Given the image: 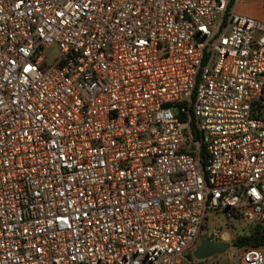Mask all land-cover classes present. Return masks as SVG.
<instances>
[{
	"label": "built area",
	"instance_id": "obj_1",
	"mask_svg": "<svg viewBox=\"0 0 264 264\" xmlns=\"http://www.w3.org/2000/svg\"><path fill=\"white\" fill-rule=\"evenodd\" d=\"M208 211L264 226V0H0V264H194Z\"/></svg>",
	"mask_w": 264,
	"mask_h": 264
},
{
	"label": "rangeland",
	"instance_id": "obj_2",
	"mask_svg": "<svg viewBox=\"0 0 264 264\" xmlns=\"http://www.w3.org/2000/svg\"><path fill=\"white\" fill-rule=\"evenodd\" d=\"M235 11L241 14H249L255 17H261V10L256 4L239 3L235 7ZM254 226L239 221L227 223L222 214L208 211L206 220L201 228V235L207 234L212 241H220L233 245V241L241 236L248 235ZM218 239V240H217ZM242 248L232 247L219 256H214L206 260L198 261L192 256H187L194 264H238L237 255L240 254ZM264 255V247H261ZM233 255L231 258L230 256Z\"/></svg>",
	"mask_w": 264,
	"mask_h": 264
},
{
	"label": "water",
	"instance_id": "obj_3",
	"mask_svg": "<svg viewBox=\"0 0 264 264\" xmlns=\"http://www.w3.org/2000/svg\"><path fill=\"white\" fill-rule=\"evenodd\" d=\"M232 247V244L212 241L207 234H202L196 248L192 252V256L194 259L202 261L214 256L222 255Z\"/></svg>",
	"mask_w": 264,
	"mask_h": 264
},
{
	"label": "trees",
	"instance_id": "obj_4",
	"mask_svg": "<svg viewBox=\"0 0 264 264\" xmlns=\"http://www.w3.org/2000/svg\"><path fill=\"white\" fill-rule=\"evenodd\" d=\"M233 246L237 248L264 247V226L255 225L248 235L236 238L233 241Z\"/></svg>",
	"mask_w": 264,
	"mask_h": 264
}]
</instances>
